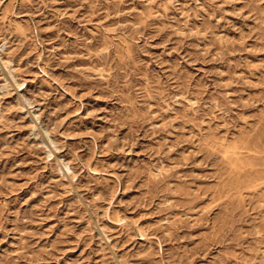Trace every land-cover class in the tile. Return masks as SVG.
Instances as JSON below:
<instances>
[{
	"label": "rangeland",
	"instance_id": "obj_1",
	"mask_svg": "<svg viewBox=\"0 0 264 264\" xmlns=\"http://www.w3.org/2000/svg\"><path fill=\"white\" fill-rule=\"evenodd\" d=\"M0 264H264V0H0Z\"/></svg>",
	"mask_w": 264,
	"mask_h": 264
},
{
	"label": "bare ground",
	"instance_id": "obj_2",
	"mask_svg": "<svg viewBox=\"0 0 264 264\" xmlns=\"http://www.w3.org/2000/svg\"><path fill=\"white\" fill-rule=\"evenodd\" d=\"M68 173V172H67Z\"/></svg>",
	"mask_w": 264,
	"mask_h": 264
}]
</instances>
